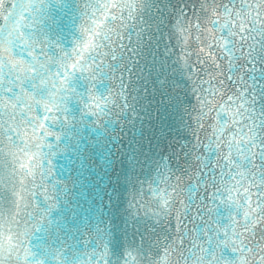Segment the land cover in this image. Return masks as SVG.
Masks as SVG:
<instances>
[{
    "label": "water",
    "instance_id": "obj_1",
    "mask_svg": "<svg viewBox=\"0 0 264 264\" xmlns=\"http://www.w3.org/2000/svg\"><path fill=\"white\" fill-rule=\"evenodd\" d=\"M105 2L107 0H4L0 7V28L16 29L13 36L18 32L25 39L31 35L38 41L32 58L17 56V59L28 62L38 56L43 61L45 57L41 55V49L49 56L55 53L59 58L65 52L73 51L74 42L79 38L78 30L90 23V14L95 10L93 5ZM252 2L259 3V0ZM147 3L149 7L145 9L144 19L151 24L152 50L160 59L169 58V63L180 58L189 66L184 69L183 79L177 76L179 87L171 96L161 95L159 83L147 71L143 73L145 79L126 76L125 82H130L128 89H121L119 79L109 73L112 87L105 93L107 107L103 113L91 100L85 99L88 94L79 86L76 92L84 93V97L72 92L63 93L64 101L58 100L59 111L53 109L46 113L43 105H34L33 111L27 112L24 104L19 106L28 117H35L44 124V130H38L34 136L31 135L34 125H21L30 136L26 139L30 148L28 159L19 154L17 148L11 149L19 154L20 162L31 166L34 172V176L27 178L23 174L16 177L17 181H23V187L19 183L16 187L25 197L23 203L30 204L27 212L34 217L27 226L29 235L23 237V247L32 252L51 248L62 253L59 258L45 260L44 264H67L64 255L69 251L75 254L73 264H104L99 260L103 248L96 231L98 225L112 234L109 238L113 243L118 237L124 247L142 245L153 260L157 259L158 251L163 256L164 237H169L168 243L176 240L179 230L177 216L185 214L188 197L192 196L199 205L205 195L203 189L199 193L189 190V185H197L202 175L196 171L199 162L195 157L199 155L205 162L211 157L213 164L216 161L211 150L201 146L192 151L193 146L199 141L210 143L206 137L212 132V126L224 125V131L228 132L235 113V107L231 111L226 107L209 111L199 100L201 95L207 97L208 93L197 91L194 94V84L199 87L201 81H210L203 84L209 89L212 85L219 86L217 81H223L225 90L231 94L237 90L233 81L243 78L249 88L254 89L252 95L257 101L250 111L259 115L264 105V97L259 95V86H264V78H261L264 61L259 56L255 60L247 56V45L243 50L245 54L241 55L237 44L233 49L235 55L231 57L220 47L225 39V30L221 26L230 18L225 14L219 23L213 24L212 21L218 18L211 14V10L227 0H147ZM239 4L240 0H237V8ZM69 5H72L71 10ZM219 11L223 12V9ZM9 13L11 16L5 21L3 17ZM196 24L199 29L194 27ZM229 26L233 27L232 24ZM261 39L260 36L256 41L249 39L248 44H254L256 50L264 54L260 48ZM151 60L149 55L147 61L150 63ZM110 63V59L104 61L106 70ZM57 69L58 65H51L53 72ZM229 76L232 80L228 79ZM14 91L18 96L21 94L19 86ZM92 91L99 97V92ZM10 95L0 92V101H8ZM220 100L221 97L216 96L212 103L218 104ZM125 104L129 106L125 107ZM17 115L19 118V109ZM45 115L49 117L46 121L43 120ZM201 116L203 119H198ZM259 134L264 135V131ZM16 144L21 148L24 146L18 138ZM32 153H35L34 158ZM157 162H161L159 171ZM0 165L6 166L7 170L20 167L10 155L0 159ZM161 172L168 177L167 182ZM177 177L181 178L180 181ZM6 188L10 189L11 185ZM3 195L9 196V192L3 191ZM162 197L172 201L166 211L160 207ZM224 198L219 197L216 201L203 199V203L207 209L215 210ZM180 201L184 204L181 205ZM10 209L15 211L11 202L0 199V212L3 213L0 223L8 219ZM188 215L196 217L198 214L193 208ZM200 215L212 226L213 230L208 233L212 243L209 244L204 237L197 243L214 249L216 259L212 264H259L254 253L241 250L240 240L234 233L248 236L252 241L249 248L257 245L264 248V222L256 223L251 232H245L243 212L239 215L235 210L229 213L223 205L219 212ZM229 215L235 218V223L225 218ZM185 223L193 230L189 235H200L194 223L186 217ZM195 223L201 221L197 219ZM234 248L237 250L233 251ZM108 251L111 256V245ZM93 253H96L95 258H92ZM24 254L22 250L19 264H31L23 259ZM133 255L137 253L133 251ZM198 255L204 253L198 252ZM178 259L179 252L171 251L167 264H177ZM6 264L18 262L13 257ZM120 264H125L124 260ZM130 264H151V261L139 257Z\"/></svg>",
    "mask_w": 264,
    "mask_h": 264
},
{
    "label": "snow or ice",
    "instance_id": "obj_2",
    "mask_svg": "<svg viewBox=\"0 0 264 264\" xmlns=\"http://www.w3.org/2000/svg\"><path fill=\"white\" fill-rule=\"evenodd\" d=\"M3 3L4 0H0V7L3 6ZM236 5L237 0H227V3H222L211 10V14L218 18L212 21L213 24L219 23V19H223L225 14L230 18L221 26L222 30H225V39L220 47L226 50L227 56L231 57L235 55L233 49H236L237 44L240 46L241 55L245 54L243 50L247 45V56L252 60L259 56L260 60L264 61V54L258 52L254 44H248L249 39L256 41L257 36H260L262 37L259 41L260 48L264 50V0H259V3H253L252 0H240L238 8ZM68 7L71 10L72 5ZM93 7L95 10L90 14L89 25L87 27L82 25L78 30L79 38L74 42L73 51L65 52L59 58L55 53L49 56L41 49V55L45 57L43 61L38 56L28 62L17 59V56L32 58L38 41L34 40L31 35L25 39L23 34L18 32L13 36L16 29L0 28V92L11 94L8 101H0L3 104V109L0 110V159L10 155L13 162L20 163L19 169L11 167V170L0 165V190L9 192V196L5 197L3 191H0V199L9 200L12 208L15 209V211L10 209L11 214L8 219L0 223V264H6V261L13 257L19 264L22 250L25 253L23 259L30 261L31 264H44L45 260L59 258L62 254L60 250L54 251L51 248H40L37 252H32L23 247V237L29 235L27 226L34 217L30 212H27L30 204L23 203L25 197L16 187L18 183L23 187V181H17L16 177L18 174H23L27 178L34 176V172L31 166L20 162L19 159V154L28 159L30 152L26 142L30 136L21 125H34L31 133L34 136L38 130H44V124L42 121L38 122L35 117H28L24 109L19 106L24 104L27 112H32L34 105L36 107L43 105L46 113H51L53 109L59 111L58 100L64 101L63 93L72 92L84 97V93L76 92V88L79 86L83 87L85 93L88 94L85 99L91 100L99 112L103 113L107 107L105 93L109 92L112 87L109 83L112 77L119 79L121 89H128L130 82H125L126 76L145 79L143 73L147 71L148 75L154 76L155 82L159 83L161 95L171 96L179 87L177 76L183 79L184 69L189 67L182 63L180 58L171 63H169V58L160 59L152 50L151 24L147 19H144L145 9L149 7L147 0H107L105 3H95ZM221 8L223 12L219 11ZM10 16L11 13L5 15L3 19L7 21ZM230 24L233 27H230ZM194 27L199 29L198 24ZM69 31L73 35H77V32L72 29ZM237 37L238 39H233ZM29 40L32 41L31 44H29ZM229 45L231 46L229 47ZM253 53L256 54L253 55ZM149 55L152 57L150 63L147 61ZM185 55L190 54L186 53ZM108 59L112 63L107 66L106 70L104 61ZM142 61L145 63L142 64ZM204 62L200 61V63ZM52 64L58 65L55 72L51 70ZM109 73L112 74V77H109ZM117 73H119L118 76ZM188 78L191 79V77ZM261 78H264V72L261 73ZM228 79L232 80V77L229 76ZM85 81L87 83H84ZM205 83H210V81H201L199 87L195 84L193 86L194 94L197 91L208 93L207 97L203 95L199 97L200 102L208 107L209 111L213 108L224 109L225 107L231 111L235 107V113L228 132L224 131V125L212 126V132L206 137L210 143L205 144L203 141H199L193 146L192 151L201 146L211 150V156L216 157V161L213 164L211 157L207 162L203 161L199 155L195 157V160L199 162L196 171L202 175L199 176L197 185H189V190L199 193L203 189L205 193L203 199L210 201H216L219 197L225 198L220 200L215 210H212L207 209L203 199L197 205L192 196H189L185 214L177 216L179 230L176 240L168 243L169 237L165 236L164 255L161 256L158 251L157 259L154 260L142 245L124 247L118 237L113 243V240L109 238L112 234L106 228L98 225L96 231L103 248L99 260L104 264H120L121 260H124L125 264H130L131 261L138 260L139 257L149 259L151 264H167L171 251L179 252L177 264H181V262L183 264H212V261L216 259L214 249L204 248L197 243L201 237L207 238L209 244L212 243L211 238L208 237L209 231L213 230L212 226L204 219L203 215H200L201 213L219 212L221 205L226 206L229 213L233 210L238 215L243 212L245 232H251L256 223L264 222V135L259 134L264 131V105L261 106L259 115H256L254 110L250 111L257 101L252 95L254 89H250L243 78L233 81L234 84H237V90L231 94L225 90L223 81H217L219 86L212 85L209 89L203 87ZM17 86L21 88L19 96L14 91ZM259 88V95L264 97V86H259ZM92 89L99 92V97ZM216 96H220L221 100L218 104H213L212 101ZM250 100L251 103H249ZM86 106L91 107L92 105L86 104ZM128 106L125 104V107ZM17 109H19V118ZM48 119L47 115L43 117L45 121ZM198 119H203V116ZM236 125H239V130H236ZM16 138L24 144L22 148L16 144ZM12 147L17 148L19 154L12 151ZM225 148L227 151H224ZM5 149H9V151L5 152ZM34 156L35 153H32L33 158ZM163 167L167 168V165H163ZM160 168L161 162H157V170L159 171ZM161 177L167 182L168 177L164 176L163 172H161ZM180 179L177 177L178 181ZM7 185H11V188H6ZM212 189L215 191H211ZM173 191H176V188H173ZM161 199V210L166 211L172 201L163 197ZM179 203L184 204L183 201ZM193 208L198 214L196 217L188 215ZM221 215L223 214L221 213ZM2 216L3 213L0 212V217ZM185 217L194 223L195 229L199 231V236L188 234L193 230L187 228ZM225 218L232 219L235 223V218L231 215ZM197 219L201 223L196 224ZM234 234L240 240L241 250L254 253L259 264H264V255H260V253H264V248L258 245L249 248L248 244L252 241L248 236L240 232ZM110 245L112 247L111 256L108 251ZM236 250L233 249V251ZM133 251L137 255L134 256ZM198 252H202L204 255H198ZM95 257L96 253H93L92 258ZM112 257L115 259L113 260ZM74 259L75 254L71 251L68 255H64L67 264H73Z\"/></svg>",
    "mask_w": 264,
    "mask_h": 264
}]
</instances>
